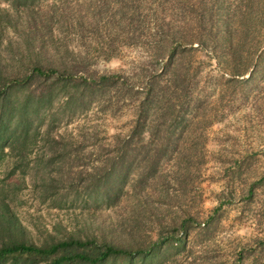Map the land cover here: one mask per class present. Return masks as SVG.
<instances>
[{
    "label": "rangeland",
    "instance_id": "obj_1",
    "mask_svg": "<svg viewBox=\"0 0 264 264\" xmlns=\"http://www.w3.org/2000/svg\"><path fill=\"white\" fill-rule=\"evenodd\" d=\"M36 64L64 76L12 91L38 106L0 156L13 241L264 264V0H0V71Z\"/></svg>",
    "mask_w": 264,
    "mask_h": 264
},
{
    "label": "trees",
    "instance_id": "obj_2",
    "mask_svg": "<svg viewBox=\"0 0 264 264\" xmlns=\"http://www.w3.org/2000/svg\"><path fill=\"white\" fill-rule=\"evenodd\" d=\"M28 0H24L27 3ZM62 77L53 68H43L39 64L30 68V73L22 79H8L0 71V156L6 150L17 151L20 155L34 141L32 131L33 122L30 109L37 112V105H31L29 96L12 99V91L25 89L34 79H49ZM101 80H105L102 78ZM22 230V226L10 212L8 205H3L0 212V236L9 237V243L0 247V264H102L110 257H129L131 251L114 248L107 245H97L95 242H81L71 240L61 242L47 248H39L26 243H18L11 239L15 232ZM91 247V253H74L57 256L61 251L72 248ZM141 253V252H139ZM10 261V262H9Z\"/></svg>",
    "mask_w": 264,
    "mask_h": 264
}]
</instances>
